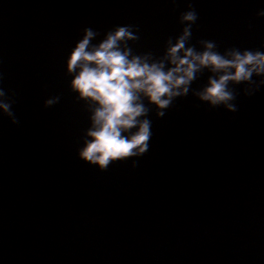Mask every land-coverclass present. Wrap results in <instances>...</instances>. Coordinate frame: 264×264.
I'll use <instances>...</instances> for the list:
<instances>
[{
	"label": "water",
	"instance_id": "95a60500",
	"mask_svg": "<svg viewBox=\"0 0 264 264\" xmlns=\"http://www.w3.org/2000/svg\"><path fill=\"white\" fill-rule=\"evenodd\" d=\"M193 7L197 48L208 39L221 51H264V0ZM187 9L185 0H0V71L20 121L0 117V264H264V86L240 92L236 112L191 94L162 118L153 110L149 150L105 171L77 155L89 120L65 71L82 29L99 40L135 24L140 39L129 43L159 54Z\"/></svg>",
	"mask_w": 264,
	"mask_h": 264
},
{
	"label": "clouds",
	"instance_id": "9594fccd",
	"mask_svg": "<svg viewBox=\"0 0 264 264\" xmlns=\"http://www.w3.org/2000/svg\"><path fill=\"white\" fill-rule=\"evenodd\" d=\"M185 2L188 9L179 16L182 28L165 40L159 54L137 52L129 43L140 39L135 24L116 25L99 40V30L82 29L81 38L67 55L65 71L71 76L70 91L77 102L83 101L88 113L89 126L77 149L79 159L105 171L114 162L141 157L149 150L153 110L162 118L177 98L191 94L212 109L223 106L236 112L240 92L250 97L264 86V51L237 46L221 51L216 41L208 39L198 40L197 48L191 40L198 13L194 0ZM256 16L264 17V9ZM205 72L207 82L193 88ZM3 80L0 71V117L19 124L13 109L15 93L3 87ZM238 85L243 87L238 89ZM60 99V95L50 96L44 106L51 107ZM136 166L133 160L132 167Z\"/></svg>",
	"mask_w": 264,
	"mask_h": 264
}]
</instances>
